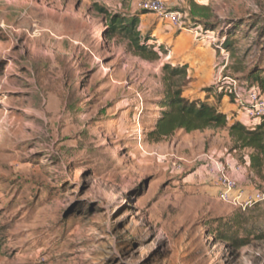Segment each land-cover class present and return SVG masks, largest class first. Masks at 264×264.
<instances>
[{
  "label": "rangeland",
  "instance_id": "rangeland-1",
  "mask_svg": "<svg viewBox=\"0 0 264 264\" xmlns=\"http://www.w3.org/2000/svg\"><path fill=\"white\" fill-rule=\"evenodd\" d=\"M146 1L0 0V264H264V202L234 207L201 175L228 159L246 192L264 193L250 152L234 150L227 130L146 140L169 50L149 62L128 41L106 39L99 8L141 14L142 32L164 49L167 34L200 25L192 0H173L182 29L159 25ZM193 1L210 8L208 28L235 33L223 71L218 51L212 87L264 69V0ZM224 224L244 246L215 238Z\"/></svg>",
  "mask_w": 264,
  "mask_h": 264
},
{
  "label": "trees",
  "instance_id": "trees-1",
  "mask_svg": "<svg viewBox=\"0 0 264 264\" xmlns=\"http://www.w3.org/2000/svg\"><path fill=\"white\" fill-rule=\"evenodd\" d=\"M190 6L195 22L200 24L193 28L204 25V31L217 32L220 44L224 49L229 53L236 51L235 33L227 32L225 29L217 31L216 28H208L209 24L204 21L210 18L211 10L208 6H199L193 0L190 2ZM99 11L105 15L107 29L104 32V37L106 39L128 41L129 51L142 60L149 62H159L162 60V54H168V50L156 43L157 39L152 37L150 31L143 34L140 29L141 14L129 16L122 13H107L104 8H99ZM259 26L258 23H253L247 26V29L254 31L259 29ZM257 31L261 37H264V24ZM240 71L238 70L237 73H240ZM162 72L165 95L159 102L160 109H162L161 116L146 133V140L151 144H159L178 131L194 133L207 130H227L229 137L235 141L234 150L249 151L250 168L258 177L262 178L264 175V118L255 128H248L242 123L230 124L228 116L221 111L219 105L223 97L232 100L229 94L219 92L216 88L211 87L205 91L211 92L214 90L219 96L216 104L208 101L191 100L184 97V90L189 82L187 65L180 66L166 63L163 65ZM234 78L247 86H257L264 93V69L261 68L260 64L244 69L243 78ZM223 227L224 230H218L215 236L216 239L231 244L235 248L245 245V241L240 242L228 233L230 227L226 224ZM5 239L4 231L0 229V251L6 244Z\"/></svg>",
  "mask_w": 264,
  "mask_h": 264
},
{
  "label": "built area",
  "instance_id": "built-area-1",
  "mask_svg": "<svg viewBox=\"0 0 264 264\" xmlns=\"http://www.w3.org/2000/svg\"><path fill=\"white\" fill-rule=\"evenodd\" d=\"M173 3V0H147L143 5V9L155 14L159 21L182 29L184 25L182 14L171 7ZM183 30H186V28H183ZM190 30L195 33L198 39L209 41L221 52L223 65L221 71H223L227 67L229 53L220 44L217 32L204 31L202 27H196ZM217 83L220 91L229 94L238 110L247 115L250 127H257L264 118V93L260 88L257 86H247L229 75L219 77ZM232 168L233 164L230 161L218 162L213 160L208 167V173L215 176V186L219 198L223 202L242 210H247L258 203L264 202V193L259 191L246 192L240 185L239 180L229 174ZM179 169L176 168L178 171Z\"/></svg>",
  "mask_w": 264,
  "mask_h": 264
},
{
  "label": "crops",
  "instance_id": "crops-1",
  "mask_svg": "<svg viewBox=\"0 0 264 264\" xmlns=\"http://www.w3.org/2000/svg\"><path fill=\"white\" fill-rule=\"evenodd\" d=\"M201 5L208 6L206 3H202ZM159 23V25L163 24V22ZM172 28L174 27L171 26V29ZM149 31L150 30L147 32ZM171 34L172 33L167 34L166 38L163 40L166 42L168 47L166 50H169L170 53L171 60L167 63L188 66L189 83L184 90V95L186 94V98L191 100L208 101L216 104L219 96L214 92V90L211 92H206L205 90L211 88L213 84L215 77V65L219 59L217 49L209 41L198 39L194 36L192 31L184 30L174 36ZM152 37L157 39L156 43L158 45L163 46V44L159 42L158 36H154V33H152ZM219 105L221 111L228 116L230 124L242 123L244 125H248V123H250L247 115L238 110L237 106L234 105L228 97L221 98ZM130 107L131 106L127 107L125 110H128ZM160 111H162V109H160ZM225 161L230 160L226 159ZM204 168L205 167L201 169L202 182H208L209 185L214 187V190H217L215 186V176L208 173V170L206 171ZM241 172L242 170L232 168L230 169L229 174L237 179H240Z\"/></svg>",
  "mask_w": 264,
  "mask_h": 264
}]
</instances>
